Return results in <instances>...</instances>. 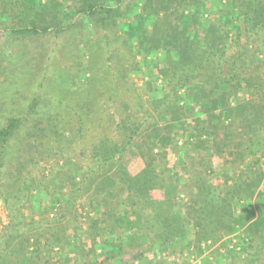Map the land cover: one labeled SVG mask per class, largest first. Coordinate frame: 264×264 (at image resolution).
Masks as SVG:
<instances>
[{
	"label": "rangeland",
	"instance_id": "1",
	"mask_svg": "<svg viewBox=\"0 0 264 264\" xmlns=\"http://www.w3.org/2000/svg\"><path fill=\"white\" fill-rule=\"evenodd\" d=\"M131 1L126 0L121 5V12ZM229 1L240 0H204L206 10L200 25H206L209 20L228 11ZM179 16L177 12L168 17L162 13L157 18L159 34H170L178 25ZM98 17L102 18L97 16L92 20H81L76 17L71 27L65 25L59 33L50 31L39 36H20L14 39L7 38L4 33L0 35V126L5 117L25 114L36 99H39L37 114L44 112L46 116L52 115L55 120L50 125L55 135L38 139L39 144H43L42 149L38 148L35 139L16 137L10 144L8 157L4 159L0 154V235L11 221L13 213L9 209L13 205L8 204L7 200H12L13 204L23 205L22 208L14 206L19 208V214L27 216L28 221H36L37 229L46 231L37 243L38 264H264V236L251 242L244 229L236 233L221 232L218 236L205 239L200 243L201 251H197L193 228L190 227L185 239L166 247L157 243L150 249L141 232L139 218L124 211L112 199L103 203L100 197L81 195L61 223L51 224L62 200L68 198L70 185L60 183L57 192L59 181L55 180L57 173L67 167V162L76 165L77 180H81L82 171H87L90 166L91 149L100 136L107 135L120 140L118 133L121 129L118 126L124 127L121 122L129 125L131 120L136 119L146 123V127L149 126L146 128L148 132H152V125L163 128L168 123L166 121L171 120V115L165 116L164 113L168 101V106L175 105L180 109V115H183L173 122V132L180 147L175 149L173 144L165 150L157 146L154 154H158V157L167 154L170 169L167 177L171 179L167 180L166 191L173 196L177 213H184V204L190 191L186 186L189 183L192 185L203 174V170L195 169L202 159L206 157L212 160V184L227 192L237 180H241L247 164L261 156L264 149V127L259 119L247 124L234 122L231 125V120H227L224 122L225 126L230 125L227 132L220 129L215 138L209 136L206 139L209 150L200 152V155L195 152L189 155L190 149L184 146L192 134L194 123L202 117L201 103L193 99V92H188L187 88L177 87L174 92L172 86H166L162 78L155 79L156 63L161 68H167L171 62L161 52L154 51V54L145 58L137 53L138 46L135 43L134 47H130L126 40L128 35L124 32V24L132 30V19L129 16L123 13L117 24L109 19L102 24ZM236 23L243 32L241 42L255 52L256 63L250 69L257 67L256 73L264 77V43H261L262 40H249L246 33L248 26L238 21ZM236 37L233 28H228L225 37L227 58L235 50L233 42ZM250 74L251 71H248ZM91 76L95 80L86 90L81 91ZM149 87L158 88L156 98L152 99ZM257 97H260L259 93L248 90L243 84L237 89L236 95H232L230 107L235 108L238 102H251ZM82 103H87L82 110L83 113L85 111V119L79 122L74 110H78V104L82 106ZM253 115L251 111L250 116ZM44 122L48 124L46 119ZM244 127L251 133L250 136L242 133ZM33 132L36 135L38 130L33 129ZM234 142L241 145L237 150L242 153L250 147L251 152L259 154L242 156L240 160L237 154L235 156L238 159L230 157L228 150ZM214 146L222 149V157L209 156ZM64 147L66 150H61ZM227 161H233L234 164ZM122 163L132 174L144 168L136 148L125 154ZM259 167L263 173V190L264 156ZM22 180H31L33 187L29 188V183V191L28 188L22 189L17 184ZM116 190H123L118 182L113 186V191ZM154 194L159 199L164 198L161 190L154 191ZM26 195H29L27 204ZM240 206L246 209V202L239 207L234 206L235 211H239ZM43 212L51 221L49 225L47 220H41ZM105 214L111 216L112 227L102 224V238L97 237L88 220L101 219ZM52 225L54 227L51 229ZM104 239H110L112 246L118 248L115 259H109L110 254H105L112 251L110 247L105 252L100 245ZM33 241L34 238L29 253L34 254L37 244Z\"/></svg>",
	"mask_w": 264,
	"mask_h": 264
},
{
	"label": "trees",
	"instance_id": "2",
	"mask_svg": "<svg viewBox=\"0 0 264 264\" xmlns=\"http://www.w3.org/2000/svg\"><path fill=\"white\" fill-rule=\"evenodd\" d=\"M125 1L0 0V35L4 33L7 38L14 39L20 36H39L50 31L59 33L64 30L65 25L71 27L76 17L81 20H92L101 16L102 18H98L102 24L106 23L107 19L117 24L124 13L132 19V30L124 24V32L128 35L126 40L130 47H134L135 43L138 46L137 53L145 58L154 54V51L161 52L171 62L167 68H161L156 63L155 79L162 78L166 86H172L173 91L177 87L187 88L188 92H193V99L201 103L202 117L194 123L192 134L184 146L185 149H190L189 155L193 152L200 155V152L209 150L206 139L209 136L215 138L220 129L227 132L228 127L234 122L247 124L259 119L264 127V118H260L264 117V77L256 73L257 67L250 69L253 63H256L255 52L250 51L247 45L241 42L243 32L239 26H236L237 21L248 26L246 33L249 40L253 42L262 40L261 43H264V0L229 1L228 11L209 20L206 25H200L201 17L206 10L204 0H132L121 12V5ZM173 12L180 13L178 25L172 29L170 24L171 33L160 35L157 18L162 13L168 17ZM230 27L237 37L233 42L235 50L230 58H227L228 45L225 37ZM248 71H251L250 75ZM94 80L95 78L91 76L88 85L86 83L81 91L86 90ZM243 84L248 90L259 93L260 97L251 102H238L235 108H231L230 99ZM149 91L152 99L158 96L157 87L155 89L149 87ZM166 100L168 101V98ZM38 101L39 99L34 100L31 108L23 115L3 118V124L0 126V154L4 159L8 157L10 144L16 137H22L24 140L35 139L38 148L42 149L43 144L40 145L38 139L44 137L47 139L55 135V132L50 130L51 122L55 120L50 114L48 116L44 112L37 114ZM168 102L164 113L165 116L171 115V120L170 122L167 120L168 123L163 128L152 125V132H148L146 128L149 126L146 127V123L136 119L131 120L129 125L124 121L121 122L124 127L118 126V129H121L118 133L120 140L107 135L100 136L91 149L90 166L87 171H82L81 180H77L76 165L68 161L67 167L55 176V180L59 181L57 192L61 187L60 183L70 185L68 198L62 200L52 222L44 216L46 212L42 213L41 220H47L48 225L50 222L61 223L82 195L100 197L103 203L109 199L115 200L124 211L138 217L141 232L150 249L157 243L161 247H166L185 239L190 227L193 228L197 251H201L202 241L218 236L221 232L236 233L239 229H244L251 242L256 238L262 239L264 189H261L263 173L259 164L264 156V149L261 156L247 164L241 180H237L227 192L212 184L214 169L212 160L206 157L202 159L195 169L203 170L201 171L203 174H200L192 185L187 183L186 187L188 190L190 188V191L188 200L184 204V213L175 211L177 207L175 200L166 191L167 180L171 179L167 177L170 172L167 154H161L160 157L154 154L157 146L165 150L173 144L175 149L180 147L173 132V122L181 119L183 115L182 113L180 115V109L175 105L168 106ZM86 105L87 103H82V106L78 104V110H74L79 122L85 119V111L83 113L82 110ZM251 111L254 112L253 117L250 116ZM44 119L48 122L47 125ZM227 120H231L229 126L224 125ZM44 123L45 126L42 127ZM249 126H252V122ZM33 129L38 130L36 135ZM242 129L243 134L251 135L246 127ZM193 140L196 142L193 143ZM238 146L241 145L237 142L231 144L228 150L230 157H236L237 154L239 159L236 158L240 160L242 156L252 157L259 154L251 152L250 147L244 149L242 153L237 150ZM132 148L137 149L144 162V168L135 174H132L122 163L125 154ZM61 150H66V147ZM222 155V149L214 146L209 156L222 157ZM227 163L234 164L233 161ZM117 182L122 185L123 190L114 192L113 186ZM31 183H33L31 180H22L17 184L22 189H26L28 184L29 188L33 187ZM158 190L163 191L164 198L155 197L154 191ZM41 193H44L43 190ZM7 202L13 205L9 209L13 214L10 223L3 228L4 232L0 235V264H38L37 243L40 237L45 236L46 231L37 229L36 221H28L27 216L18 213L19 208H14V206L22 208L23 205L13 204L12 200ZM27 202L29 195H26L25 203ZM244 202L246 209L240 206V210L235 211L234 206L239 207ZM100 218L98 220L89 218L88 221L95 230V236L102 238L100 230L102 224L112 227V223L109 214ZM53 227L52 225L50 228ZM33 238V242L37 244L34 254L29 253ZM100 245L105 252L109 251L107 248L110 247L112 251L105 254H110L109 259H115L118 248L112 246L110 239H104ZM34 255L36 258H33Z\"/></svg>",
	"mask_w": 264,
	"mask_h": 264
}]
</instances>
